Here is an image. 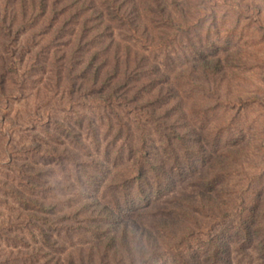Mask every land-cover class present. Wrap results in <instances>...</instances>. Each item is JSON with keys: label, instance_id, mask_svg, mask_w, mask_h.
Here are the masks:
<instances>
[{"label": "trees", "instance_id": "obj_1", "mask_svg": "<svg viewBox=\"0 0 264 264\" xmlns=\"http://www.w3.org/2000/svg\"><path fill=\"white\" fill-rule=\"evenodd\" d=\"M187 1L198 6L200 0H0V110L24 96L39 70L69 102L103 109L100 118L84 115L79 126L47 118L40 133L51 150L43 155L49 164L69 163L80 191H68L75 198L69 209L55 196L13 191L22 220L9 228L12 234L18 227L20 236L9 256L0 254V264H232L236 248L253 249L264 261V190L224 191L233 162L249 149L245 131H228L222 146L220 136H207L175 97L165 64L150 54L161 47L156 31L193 15ZM245 8L253 11L251 4ZM26 34L46 38L50 51L29 54L27 82L16 87L28 55L20 58L15 47ZM212 61L221 66L220 58ZM29 148L42 152L38 143ZM251 154L260 161L252 178L259 185L264 150ZM42 164L20 170L21 184L35 186ZM113 175L118 190L107 201L102 190ZM188 176L198 181L193 191H167ZM149 209L158 217L145 225L138 217Z\"/></svg>", "mask_w": 264, "mask_h": 264}, {"label": "rangeland", "instance_id": "obj_2", "mask_svg": "<svg viewBox=\"0 0 264 264\" xmlns=\"http://www.w3.org/2000/svg\"><path fill=\"white\" fill-rule=\"evenodd\" d=\"M185 3L193 15H189L188 21H179L183 24L181 26L167 31H156L160 36L157 43L161 42V47L151 50V57L154 61L165 64V70L175 82V97H179L183 102V108L193 122L203 124L207 136H220L222 146L228 131L232 134L237 130L245 131L247 138L244 143L249 142V149L241 154L239 163L233 162V172L225 178L229 186H225L224 191H262L264 180L258 185L252 179L259 174L254 165H258L260 161L251 153L261 148L264 150V0H204L202 3L200 0L197 1L198 6L193 1ZM246 4H251L253 11H245ZM201 6L208 10L200 11ZM260 6L261 12L254 10ZM29 36L23 35L20 48L15 47L21 53L20 58L24 54L28 55L26 61L21 63L24 68L16 77V87L27 82L25 69L31 67L29 54L40 56L50 51L45 44L46 38L36 35L29 40ZM215 58L222 61L218 69L212 61ZM207 61H211L212 69L205 71L203 64ZM33 73L35 75L30 78L32 81L28 82L24 96L18 97L9 103L8 107L0 110L2 257L5 254L10 255L12 243L18 242L16 236H20L17 226L12 234L9 228L10 222L19 225L22 220V212L13 197V191L45 193L49 198L55 196V201L60 203V207L66 209H69L68 202L75 199L68 191H80L79 184L73 177L75 171L69 163L63 166L49 164L48 158L51 157L43 155L46 148L51 150L43 141L48 139V136L40 133L42 127L47 128V118L53 116L67 119L79 126L84 115L100 118L103 114L102 108L88 101L69 102L66 96L58 94L55 80H48V74H43L40 70ZM42 84L46 85L47 89L42 88ZM35 133H38V136H35ZM56 135L63 139L62 131L57 130ZM37 143L41 144V153L29 148L30 145L36 147ZM58 145V148L62 149V145ZM248 156L253 161H249ZM39 163H43L40 180L34 182L35 186L26 188L21 184L22 179H19V175L23 174L20 170L35 171L33 168ZM127 172H122V175L127 177ZM114 176L102 190L107 195V201H112L113 191L118 190V181H112ZM121 179L122 177L118 180ZM195 183H198L195 177H184L178 179L175 188L171 187L167 191H176L175 194L193 191ZM61 191H67L66 196L61 195ZM157 217L156 210L149 209L143 212L138 220L149 225ZM231 260L232 264H264L253 249L244 253L238 248L233 249Z\"/></svg>", "mask_w": 264, "mask_h": 264}]
</instances>
